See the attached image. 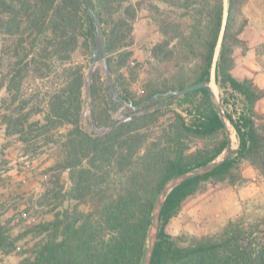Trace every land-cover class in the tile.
I'll list each match as a JSON object with an SVG mask.
<instances>
[{"label":"trees","instance_id":"obj_1","mask_svg":"<svg viewBox=\"0 0 264 264\" xmlns=\"http://www.w3.org/2000/svg\"><path fill=\"white\" fill-rule=\"evenodd\" d=\"M17 1L16 8L0 0V7L10 14L8 21L0 24L8 33L18 34L16 47L25 50L9 71L7 91L18 90L30 71H38L40 78L49 76L54 66L51 61L68 62L79 39L89 47L94 32V19L80 0H40L38 5ZM90 1L99 17L107 53L131 45L135 4L124 6L125 0ZM163 1L181 12L178 16L163 15L148 5L154 8L152 19L163 37L150 52L154 59H169L172 73L164 82L149 80L146 97L210 81L213 67L220 105L235 127L238 146L210 172L189 178L167 193L149 264H264V214L253 218L236 215L219 232L201 237L172 236L166 230L185 200L204 189L207 182L237 183L241 161L264 177V112L256 109L264 97V87L233 73L234 50L244 46L241 33L248 23L243 12L247 0ZM137 5L141 8L144 3ZM22 12H28V18L20 29ZM107 64L111 76H116L114 86L121 85L112 62L107 60ZM61 73L63 87L47 97L44 109H33L42 112L40 126L39 120L29 121L27 113L20 112L27 102L16 95L12 101L18 100V112L4 119L5 131L22 136V141L27 140L25 129L32 125L40 127L42 134L69 126L62 141L61 167L69 171L68 194L76 201L74 207L61 209L50 222L52 238L32 259L17 264H140L157 193L171 177L196 169L223 151L227 143L223 124L205 88L176 97L182 112L160 107L114 120L100 75L93 73L88 85L92 120L96 127L106 130L101 135L89 133L80 119L83 66L69 64ZM130 102L137 105L140 101ZM81 204L89 205L90 210H80ZM12 244L0 224V250Z\"/></svg>","mask_w":264,"mask_h":264},{"label":"rangeland","instance_id":"obj_2","mask_svg":"<svg viewBox=\"0 0 264 264\" xmlns=\"http://www.w3.org/2000/svg\"><path fill=\"white\" fill-rule=\"evenodd\" d=\"M18 7L17 0H5ZM143 1L144 6L137 8V3ZM31 4L38 5L40 0H29ZM135 4V18L132 23L131 45L112 54H105L106 61L112 62V68L117 71L121 85L114 86L118 95L115 102L110 94L108 77L105 75L102 63L91 62V49L85 47L80 38L76 49L70 53L68 62L51 61L49 76L40 78L38 71H30L22 78L17 89L6 90L9 71L13 63L24 53V49L16 47L18 34H10L0 24V224L7 231L13 244L0 250V264H17L23 259H32L38 248L52 238L53 226L50 222L55 219L61 209H71L75 200L70 198L68 192L71 187L69 171L61 167L65 133L69 126L51 129L47 134L40 124L43 123L42 112L35 113L33 109H44L45 100L54 91L64 85L62 70L69 64L83 66L82 108L80 119L83 128L96 135H101L106 130L93 124L92 101L88 96V85L93 73L100 75L101 88H104L110 113L114 120L135 117L149 110L160 107L182 112V107L177 104V96L168 97L169 94H160L152 102L142 107H128L130 100L144 102L149 97L148 84L150 81H165L172 73L169 59H154L151 48L162 40V34L157 24L153 21L154 8L159 13L174 14L178 16L181 10H174L163 0H125ZM252 5V9H251ZM141 6V5H140ZM243 12L252 15L257 6L259 12L264 13V0H247ZM28 13V12H27ZM19 14L22 29L27 21L28 14ZM246 16V15H245ZM9 12L0 7V21H8ZM248 24V23H247ZM247 26V25H246ZM242 31V39L247 35L246 27ZM251 31V30H250ZM249 32V31H248ZM174 43V42H172ZM240 45L235 48L236 62L233 73L238 78L246 77V73H260L264 68L252 67L250 58L243 59L245 50ZM256 52H261L263 43L254 46ZM126 53H123V52ZM110 79L114 85V76ZM214 89L219 97V90L214 82ZM20 96L27 102L21 113H27L29 121L39 120L38 126L25 129L26 141L22 136L8 134L5 131L4 119L10 113H17L18 100L12 101V96ZM126 95V100L123 99ZM146 97V98H145ZM142 98H144L142 100ZM125 106V107H124ZM259 112H264V97L256 104ZM169 118V116L167 117ZM42 132V133H41ZM235 150L238 140L235 134L231 138ZM241 179L235 184L226 181L207 182L204 189L197 191L183 203L178 214L166 226L167 232L172 235H185L186 237H201L213 235L221 230L227 220L236 215H245L253 218L264 214V177L246 161L239 165ZM80 210H90L89 205L81 204ZM47 230H43L44 226Z\"/></svg>","mask_w":264,"mask_h":264},{"label":"water","instance_id":"obj_3","mask_svg":"<svg viewBox=\"0 0 264 264\" xmlns=\"http://www.w3.org/2000/svg\"><path fill=\"white\" fill-rule=\"evenodd\" d=\"M83 3V7L85 9H88L89 13L92 15L94 22V32L92 37L90 38V49H91V62L96 63L100 61L102 63L105 75L108 77V82H109V89H110V94L113 95V100L116 102L118 99V95L114 91V85L112 83V80L110 79V71L108 68V64L105 58V54L107 53V47L104 41V35L102 32V29L100 27V21L98 15L92 10L91 8V1L90 0H80ZM217 55V48L215 50V55H214V60L216 59ZM214 64V63H213ZM214 69L212 67L211 70V78L210 81H205L201 80L196 83H192L189 85H186L185 87L181 89H176V90H166L164 92H161L160 94H171L174 96H180L186 92H191L193 90L199 89V88H205L207 89L209 93V97L211 100V103L213 105L214 110L218 114L222 124L223 128L226 132V138H227V143L223 151L213 160L210 162L196 168L193 170H187L182 173H179L170 179H168L161 187L159 192L157 193L153 207L151 210V220L147 229V236H146V248L144 251L143 258L140 262V264H149L153 252V248L155 245V242L157 240V233H158V227H159V216H160V211L162 208V205L164 203L165 197L167 193L176 185L180 184L181 182L193 178L199 175H203L205 173L210 172L220 164H222L227 157L230 155V153L233 151L234 147L232 146L231 143V138L232 135L235 134V127L233 124L230 122L228 116L222 109L219 101V97L216 94V91L214 89V83L212 81V76H213ZM159 94H153L150 98L145 100L144 102H141L137 105H134L132 103H128L126 106L128 107H142L145 106L146 104L154 101ZM125 107V106H124ZM236 135V134H235Z\"/></svg>","mask_w":264,"mask_h":264},{"label":"crops","instance_id":"obj_4","mask_svg":"<svg viewBox=\"0 0 264 264\" xmlns=\"http://www.w3.org/2000/svg\"><path fill=\"white\" fill-rule=\"evenodd\" d=\"M245 7V6H244ZM258 8L254 9V13L252 15L246 13V17L248 19L247 24V35L244 38V52L241 53L243 59L250 58V65L255 68H264V48L261 49V52L255 51V44L257 43H263L264 44V13L262 11L259 12L260 6H257ZM252 9V5H251ZM244 10V8H243ZM251 30V31H250ZM249 31V32H248ZM243 33V32H242ZM241 33V38H242ZM234 57H235V51H234ZM235 57V62H236ZM246 77L251 78L255 84H257L259 87H264V73L263 75L260 73H255V71H252L251 73H246Z\"/></svg>","mask_w":264,"mask_h":264}]
</instances>
